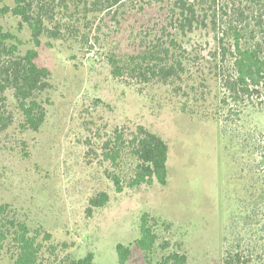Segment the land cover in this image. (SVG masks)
<instances>
[{
    "label": "trees",
    "instance_id": "16d2710c",
    "mask_svg": "<svg viewBox=\"0 0 264 264\" xmlns=\"http://www.w3.org/2000/svg\"><path fill=\"white\" fill-rule=\"evenodd\" d=\"M13 2L12 7L0 6V14L17 18L19 30L31 32L33 47L23 51L19 36L0 26V146L16 135L25 159L31 156L26 137L40 132L51 105L52 71L37 62L45 39L77 45L88 54L99 47L113 79L142 95L163 91L182 116L216 122L224 135L230 134L235 112L248 107L245 100L264 105V0ZM230 16L240 25L228 21ZM199 37L214 43L208 58L195 49ZM99 108L105 112L108 107L97 99L79 115L87 133L81 141L86 168H98L118 194L143 186L166 187L168 141L131 121L111 125L101 114L98 123L94 113ZM260 160L264 165V157ZM256 174L259 185L246 189L244 211L235 218L232 237L224 241L223 264H264V177ZM109 202L106 190L94 191L85 215L93 216ZM159 227L158 220L142 215L134 244L146 263L154 264L157 255V264H187L183 245L161 241ZM72 249L0 202V257L8 264H96L94 253L76 258ZM116 251L117 264H128L132 247L118 244Z\"/></svg>",
    "mask_w": 264,
    "mask_h": 264
},
{
    "label": "rangeland",
    "instance_id": "374dc122",
    "mask_svg": "<svg viewBox=\"0 0 264 264\" xmlns=\"http://www.w3.org/2000/svg\"><path fill=\"white\" fill-rule=\"evenodd\" d=\"M7 5L12 7L13 0H0L1 7ZM227 20L241 23L231 16ZM0 26L19 36L23 51L33 47L31 32L19 30L13 15L0 14ZM194 46L207 58L214 49L210 37H199ZM39 53L38 64L52 71L51 105L40 132L26 137L28 159L16 135L1 144L0 202L10 204L32 227H44L55 241L73 245L74 257L94 253L96 264H117L118 244L132 247L128 264H147L134 244L146 213L159 221L161 241L183 245L187 264H223L224 241L232 237L235 218L244 211L246 189L259 185L257 172L264 177V165L259 164L264 157V105L245 100L248 107L235 112L230 134L224 135L216 122L182 116L163 91L142 95L113 79L99 47L88 54L77 45L45 39ZM97 99L108 108L94 113L96 122L102 115L111 125L131 121L168 141L166 187L143 186L118 194L98 168H86L81 141L87 133L79 115ZM99 189L108 192L110 202L87 217L88 198ZM157 260L155 255L154 264ZM0 264H8L5 257Z\"/></svg>",
    "mask_w": 264,
    "mask_h": 264
}]
</instances>
